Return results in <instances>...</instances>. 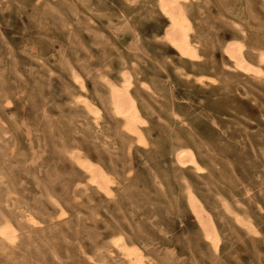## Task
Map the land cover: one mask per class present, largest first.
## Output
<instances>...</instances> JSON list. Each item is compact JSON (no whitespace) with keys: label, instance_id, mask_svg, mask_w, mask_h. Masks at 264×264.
I'll use <instances>...</instances> for the list:
<instances>
[{"label":"rangeland","instance_id":"rangeland-1","mask_svg":"<svg viewBox=\"0 0 264 264\" xmlns=\"http://www.w3.org/2000/svg\"><path fill=\"white\" fill-rule=\"evenodd\" d=\"M189 8L195 61L164 41L154 0H0V224L20 220L0 264L110 262L116 232L156 264H264V81L225 54L240 28L248 59L264 51V1L191 0ZM71 70L100 104L109 145L90 120L74 117L83 110L71 103ZM123 70L135 78L145 144L130 139L108 102L103 78L117 82ZM182 146L202 170L178 167ZM76 149L112 173L113 199L88 186L69 155ZM186 183L217 222L218 251L188 209ZM235 214L249 216L255 232Z\"/></svg>","mask_w":264,"mask_h":264},{"label":"bare ground","instance_id":"bare-ground-1","mask_svg":"<svg viewBox=\"0 0 264 264\" xmlns=\"http://www.w3.org/2000/svg\"><path fill=\"white\" fill-rule=\"evenodd\" d=\"M154 1L157 12L165 19V28L163 29L164 41L170 47L175 49L181 58H187L191 61L198 60L200 58V42L195 36L194 22L189 8L191 0ZM239 32L241 33V37L225 47L226 56L233 63V68L235 70L242 71L249 77L258 81H264V51L259 53L256 60L248 59L245 54L246 44L243 41L245 32L242 28L239 29ZM69 68H71V66ZM71 71L72 79L77 86L76 92L73 91L70 93V97L72 98L71 103L73 107L81 108L83 110L82 115L75 114L74 117L84 118L86 123L90 120L92 126L96 129V133H99L104 138V144L109 145L107 142V140H110L109 136L107 137L101 133V130H103L101 125L103 111L100 104L89 98V90L87 89L83 76L75 70ZM104 78L103 82L109 89L108 102L113 112L112 115L122 120L125 132L129 135L131 140L145 144L146 138L143 133V126L147 124V121L144 118L138 98L132 90L135 84L134 76L127 70H123L121 79L117 82ZM206 80L211 79L205 75H200L197 77L196 82L202 86H206ZM212 83H215V81ZM142 87L152 95L156 93L155 90L147 86L145 83H142ZM113 148H115V146L112 145L111 149ZM69 155L72 161L78 164L83 170V173L88 180V186L93 187L108 198H114L113 186L116 182L111 172L106 170L99 163L92 161L88 156L83 154L81 150L76 149V151H72ZM176 163L180 169L190 167L196 171L202 170L194 151L189 147L182 146L178 148L176 152ZM186 185V201L188 209L196 217L205 240L215 251H218L221 246L222 238L217 222L203 201L193 191L192 187L187 183ZM55 204L60 212V215L58 216H65L66 211L64 207L58 202ZM7 207L18 211L20 219L25 221L31 227H36L40 224L36 217L23 207L17 205H7ZM224 207L226 206L224 205ZM235 216V219L239 224L249 231L255 232L253 220L249 216L240 217L238 214H235ZM19 227L20 220L11 221L4 217V221L0 224V251L6 252L8 249L7 244H13L17 240ZM105 251L108 254L110 262H99L94 260L95 264H156L155 260L146 250L139 247L135 242L126 240L125 237L118 232L112 234L110 246Z\"/></svg>","mask_w":264,"mask_h":264}]
</instances>
